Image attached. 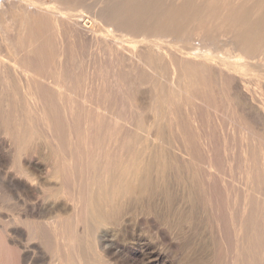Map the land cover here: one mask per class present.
<instances>
[{"label":"bare ground","instance_id":"bare-ground-1","mask_svg":"<svg viewBox=\"0 0 264 264\" xmlns=\"http://www.w3.org/2000/svg\"><path fill=\"white\" fill-rule=\"evenodd\" d=\"M235 151L244 244L264 228V0H0V237L14 264H130L127 241L159 258L174 240L148 218L163 206L167 230L183 220L173 169L186 216L201 201L221 223Z\"/></svg>","mask_w":264,"mask_h":264},{"label":"rangeland","instance_id":"rangeland-1","mask_svg":"<svg viewBox=\"0 0 264 264\" xmlns=\"http://www.w3.org/2000/svg\"><path fill=\"white\" fill-rule=\"evenodd\" d=\"M150 142H152V144L150 143ZM148 143L149 144H151V145H149V146H151V149H148V150H146V151H148L147 153H150L151 154V152H154V150L152 149V145H153V141H148ZM179 148L180 147H178V149H175L176 151H174V154H176V156L178 157H180V156H182L183 155V152H182V150L180 149L179 150ZM179 151V153L181 154H178V153H176V152H178ZM182 152V153H181ZM236 153V154H235ZM235 153L232 155V156H234V163L232 164V165H223L221 168H222V172H223V170L225 171V172H223L224 173V175H221L222 176V179H218V180H222V181H219L220 183H222V184H220L219 182H218V185H222L221 186V188H220V186H219V188L220 189H224L225 187H226V190H228L229 188H232V189H229V190H231V192L228 190V192H230L231 193V197L230 198H232L233 200H236V201H233L232 199H230V198H228V195H227V198L228 199H226V195H223L222 197V199H223V201H222V203L220 202L219 203V207H217V208H219L220 209V207H221V210L224 212V215L226 216V218H225V220H224V223L225 224H227V222H228V224L229 225H227L228 227H225L226 225L222 222L223 221V219H224V215H223V212H222V214L220 215V217H221V220L222 221H219V222H221V223H217V224H215L216 222H214L215 220H214V214L212 213V212H209L210 210L207 208V201H205V208H207L206 209V211H205V208H204V211H203V204H202V202L201 201H199V202H197L198 204H196L193 208L195 209H191L192 211V213H193V215H192V213L190 214L192 217H190V219H189V217L188 216H186L188 213H190V211H189V207H187L186 206V202H185V196H186V192L184 191V188H182L181 189V186L183 185V184H181L182 182V174H181V176H180V174H179V172H181V171H179V170H177V171H179V172H177L176 170H174L173 169V175L175 176V177H178L177 179L175 178V180H172L171 181V186L173 187V189H174V191L175 192H173L174 193V197H173V201H174V203H171L170 204V210H169V212L173 215H175L176 214V217H178V216H180V214L182 213V218H181V223H180V225H178L179 223H178V221L176 220L175 222H174V224H172L173 226H175V225H177V226H175V228L173 227H171L170 229H168L167 230V226H164V225H162L163 224V221H161L162 220V218H161V216L163 215L162 213L164 212L163 210V206H158V208L156 207L155 208V210H156V212H157V214H158V216L157 215H155L156 217H153V219H152V217L151 218H148V220H156L158 223H159V225L158 226H160V224H161V230H165V232L168 234V232H169V236L168 237H170L169 239H172V241L174 240V242H173V246H171V247H169V245H167V247L165 248V244L167 243V242H165V244H164V241L162 240V247L161 246H159V247H161V248H163L165 251H167V252H164L163 254H161L160 255V257L159 258H156V257H152L151 255H149L150 253V251L149 252H143V247L140 249V248H138V246L136 245V246H134L133 244L131 245L130 244V242L131 241H127V244L129 245V248H130V251H129V253L130 254H128V260H129V262H130V264H252V263H254V264H258V262H255V261H258L260 258L259 257H262V254H264V251H263V249L264 248H262L261 249V247H262V245H264V238H262L263 236H264V223H263V221H264V217L263 216H256V217H258L257 219H255V225L254 226H256L257 224H259V225H261L262 223H263V225H261V226H258V228L260 229V227L261 228H263V233H262V231H260L258 234L256 233V236H253V238H252V240L254 241H252V240H250L249 242H250V245H251V248H250V245L248 244L249 242H244V244H241V242L239 243L238 242V240L239 239H241L240 237H239V239H238V236L236 235V234H234V231L232 232L231 230H234V226H232V224H236V222L238 223V221H236V220H239V218H240V216H238V219H237V215H235L234 213L236 212V214H238V213H240V212H242L243 211V208H247V206H248V208H251L250 206V200H251V191H250V186L248 185H245V184H248L249 183V181H247L246 182V180H248V179H246L247 178V175H245L244 173H243V170H244V168H241L240 167V161H238V160H240V157H237V156H239V153H238V151H235ZM153 154V153H152ZM178 154V155H177ZM149 154H147V156H148ZM178 157V159L179 160H181L180 158ZM236 158H238V159H236ZM224 167V168H223ZM232 171H231V170ZM241 169H243V170H241ZM242 171V172H241ZM241 173V174H240ZM228 174V175H227ZM245 176H244V175ZM243 175V176H242ZM220 176V177H221ZM241 176V178H242V180H241V184H240V179L241 178H239ZM184 177V176H183ZM226 177V178H225ZM245 177V178H244ZM223 178H225V179H223ZM239 178V179H238ZM226 179H227V181H226ZM232 179V180H231ZM246 179V180H245ZM181 180V181H180ZM226 182H225V181ZM235 180V181H234ZM237 180V181H236ZM175 181H176V185H175ZM229 181V182H228ZM178 182V183H177ZM179 182H180V184H179ZM235 182V183H234ZM245 182V184H244V186H243V183ZM225 183V184H224ZM230 183V184H229ZM178 184V185H177ZM224 184V185H223ZM226 184H227V186H226ZM238 184V185H237ZM181 185V186H180ZM229 185V186H228ZM239 185H242V187L240 188V186ZM225 186V187H224ZM231 186V187H230ZM233 186V187H232ZM245 186H247L246 188L249 190V192H248V190L245 188ZM229 187V188H228ZM237 188L239 191H240V193L242 194V196H241V194L239 193V191L237 190V189H235V188ZM175 188H177L176 190H175ZM180 188V189H179ZM228 188V189H227ZM233 188L236 190V195L237 196H235L234 197V190H233ZM242 188H244V189H242ZM184 191V192H183ZM234 193H233V192ZM177 192V193H176ZM244 192H246V193H249V195L250 196H246V195H248V194H246V193H244ZM229 193V194H230ZM233 193V194H232ZM245 194V197H247V198H244L243 196H244V194ZM179 195V196H178ZM240 195V196H239ZM224 196H225V198H224ZM239 197V198H238ZM241 197H242V199H241ZM155 198H157V199H159L160 197L159 196H155ZM236 198H238V199H236ZM225 199L227 200V201H229V200H231L230 202H235V204H236V202H238L239 203V201H240V203L239 204H236V207H237V211H235V208L233 207V206H235V204L232 202V203H229V202H227V201H225ZM207 200V199H206ZM244 202V201H247V200H249V201H247V202H244L245 203V206H244V203H242V201ZM0 206L2 205H4V203H2V202H4L3 201V199H2V197H1V195H0ZM203 201V200H202ZM228 204V206L229 205H232V206H227V204L225 203V202ZM183 203V204H182ZM186 203V204H185ZM241 203H242V205L244 206H241ZM248 203V204H247ZM184 205L185 204V206H182V205ZM201 204V205H200ZM220 204H221V206H220ZM223 204V205H222ZM247 204V205H246ZM161 205V204H160ZM173 205V206H172ZM177 205H178V207H177ZM180 205V206H179ZM2 206L0 207V213L2 214V215H8V214H12L11 213V211H9L7 208L6 209H1L2 208ZM189 206V205H188ZM222 206H223V208H224V210H223V208H222ZM226 207V209H225V207ZM238 206H240V207H238ZM181 207V208H180ZM183 207V208H182ZM185 207V208H184ZM232 208V210H231V208ZM171 208H173V209H171ZM187 208V209H186ZM216 208V209H217ZM227 208H229V210H231L230 212H229V210L227 209ZM234 208V209H233ZM238 208L240 209V212L238 211ZM241 208H242V210H241ZM247 208V209H248ZM159 209V210H158ZM184 209V210H183ZM209 210V211H208ZM227 210H228V212H227ZM233 210H234V212H233ZM159 211V212H158ZM181 211V212H180ZM184 211V212H183ZM196 211V212H195ZM188 212V213H187ZM227 212V213H226ZM238 212V213H237ZM160 213V214H159ZM198 213V214H197ZM209 215H208V214ZM211 213V214H210ZM230 213H232V215L230 214ZM185 215V216H184ZM189 215V214H188ZM195 215V216H194ZM207 215L209 216V217H207ZM212 215V216H211ZM216 215V214H215ZM222 215H223V217H222ZM229 217H231V218H229ZM231 215V216H230ZM196 216H197V218H196ZM234 216V217H233ZM188 217V218H187ZM216 217V216H215ZM227 217H228V219L229 220H227ZM159 220H158V219ZM202 218V219H201ZM210 218V219H209ZM235 218V219H234ZM147 218L146 217H143V216H141V235H142V237H143V235H144V229H143V227H144V223H146L145 222V220H146ZM185 219V220H184ZM230 219L232 220L233 219V221L235 222H232V221H230ZM259 219V220H258ZM211 220V221H210ZM257 220V221H256ZM193 221V222H192ZM262 223H261V222ZM142 222H143V224H142ZM188 222V223H187ZM232 222V223H231ZM259 222V223H258ZM176 223V224H175ZM214 223V224H213ZM261 223V224H260ZM213 224V225H212ZM215 225H217L218 226V229H220L221 231L219 232V230L217 229V228H214L215 227ZM220 225H221V227H220ZM180 226V227H179ZM201 226V227H200ZM210 226V227H209ZM216 226V227H217ZM231 226H232V229H231ZM256 226V227H257ZM263 226V227H262ZM177 227V228H176ZM178 227H179V229H178ZM143 229V230H142ZM172 229V230H171ZM178 229V230H177ZM223 229V230H222ZM226 229H229V230H227V232H226ZM170 230H171V233H170ZM182 230V231H181ZM173 231V232H172ZM181 231V232H180ZM230 232V234H229V232ZM179 232V233H178ZM198 232V233H197ZM218 233H220L221 234V236L218 234ZM225 233V234H224ZM227 233V234H226ZM172 234H174V235H172ZM217 234H218V236H217ZM228 236V237H226V236ZM236 236V237H235ZM129 238H130V235L128 236ZM177 237V238H176ZM182 237H183V239H182ZM221 239H220V238ZM223 237V238H222ZM233 237V238H232ZM257 237H259L260 238V240L261 241H259V243L261 242L262 244H258L257 242H258V238ZM180 238V239H179ZM228 238V239H227ZM234 238H236V239H234ZM257 238V239H256ZM122 239V238H121ZM179 239V240H178ZM2 240V241H1ZM6 240V239H5ZM5 240L2 238V237H0V242H2V243H0V264L2 263V264H14L13 263V260H10V259H12V254H13V252L11 251H9L7 248H6V246H5ZM176 240V241H175ZM210 240V241H209ZM222 240V241H221ZM256 240V241H255ZM180 241V242H179ZM229 241V242H228ZM236 241V242H235ZM240 241V240H239ZM263 241V242H262ZM213 242V243H212ZM220 242V244H218ZM223 242V243H222ZM226 243V244H225ZM232 243V244H231ZM235 243V244H234ZM164 244V245H163ZM181 244V245H180ZM248 244V245H247ZM258 244V245H257ZM178 245H180V246H178ZM243 245V246H242ZM244 245H246V246H244ZM219 246V247H218ZM228 246V247H227ZM239 246V247H238ZM254 246V247H253ZM173 247V248H172ZM216 247V248H215ZM225 247H227V249L225 248ZM234 247V248H233ZM256 247H258V248H256ZM264 247V246H263ZM168 248H170L169 250H167ZM194 248V249H193ZM205 248V249H204ZM225 248V249H224ZM241 248V249H240ZM250 248V249H249ZM255 248V249H254ZM189 249V250H188ZM197 249V250H196ZM220 249V250H219ZM231 251H230V250ZM141 250V251H140ZM224 250H226L225 252L226 253H228L227 255H226V253L224 252ZM253 250V251H252ZM260 250V251H259ZM9 251V253H7V252ZM141 252V253H140ZM219 252H221V253H219ZM12 253V254H11ZM167 253V254H166ZM224 253V254H223ZM237 253V254H236ZM247 253H249V254H247ZM10 254V255H9ZM145 254H147V255H145ZM221 254V255H220ZM10 256V257H8V256ZM230 255V256H229ZM6 256H7V259H6ZM150 256V257H149ZM237 256H238V258H237ZM247 256H248V258H247ZM51 257V256H50ZM246 257V258H245ZM250 257V258H249ZM224 258V259H223ZM3 259V260H2ZM153 259V260H152ZM10 260V261H9ZM239 260V261H238ZM241 260V261H240ZM245 260V261H244ZM254 260V261H253ZM6 261V262H5ZM12 261V262H11ZM221 261V262H220ZM238 261V262H237ZM251 261V262H250ZM11 262V263H10ZM242 262V263H241ZM113 263V262H112Z\"/></svg>","mask_w":264,"mask_h":264}]
</instances>
